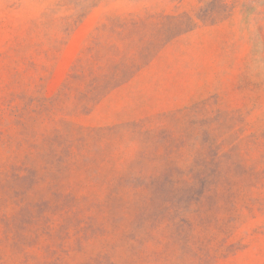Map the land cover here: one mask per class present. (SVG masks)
<instances>
[{
	"label": "rangeland",
	"instance_id": "rangeland-1",
	"mask_svg": "<svg viewBox=\"0 0 264 264\" xmlns=\"http://www.w3.org/2000/svg\"><path fill=\"white\" fill-rule=\"evenodd\" d=\"M0 264H264V0H0Z\"/></svg>",
	"mask_w": 264,
	"mask_h": 264
}]
</instances>
